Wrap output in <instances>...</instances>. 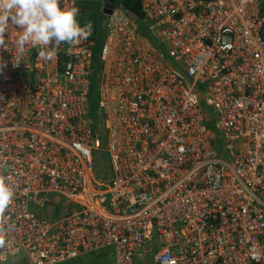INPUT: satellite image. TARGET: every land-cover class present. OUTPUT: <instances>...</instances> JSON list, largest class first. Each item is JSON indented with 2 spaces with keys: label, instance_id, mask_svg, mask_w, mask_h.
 <instances>
[{
  "label": "built area",
  "instance_id": "1",
  "mask_svg": "<svg viewBox=\"0 0 264 264\" xmlns=\"http://www.w3.org/2000/svg\"><path fill=\"white\" fill-rule=\"evenodd\" d=\"M138 1L158 48L123 8L102 13L97 126L92 29L51 58L5 32L0 176L15 197L0 264L107 249L114 264H264V0Z\"/></svg>",
  "mask_w": 264,
  "mask_h": 264
},
{
  "label": "clouds",
  "instance_id": "2",
  "mask_svg": "<svg viewBox=\"0 0 264 264\" xmlns=\"http://www.w3.org/2000/svg\"><path fill=\"white\" fill-rule=\"evenodd\" d=\"M79 9L61 7L60 0H0V46L7 47L5 32L18 26L15 40L17 51L23 53L26 45L39 47V56L51 58L61 44L74 46L91 35V22L81 25ZM15 192L0 176V213L12 203ZM4 241L0 240V245Z\"/></svg>",
  "mask_w": 264,
  "mask_h": 264
},
{
  "label": "trees",
  "instance_id": "3",
  "mask_svg": "<svg viewBox=\"0 0 264 264\" xmlns=\"http://www.w3.org/2000/svg\"><path fill=\"white\" fill-rule=\"evenodd\" d=\"M118 7L126 10L135 22L137 32L147 39L150 44L158 48L155 39L150 33V25L144 20V16L141 10V6L138 0H115ZM79 9L78 20L81 25L87 22H91L92 25V68L89 77V91L87 95L88 103V118L96 126V121H99V109H98V81L101 73V65L99 63V57L104 41V34L101 27V20L103 19L102 13L89 14L88 6L82 3H78ZM264 13V12H263ZM93 129L96 130L94 127ZM16 258L17 261H16ZM6 264H26L25 260L21 257H15Z\"/></svg>",
  "mask_w": 264,
  "mask_h": 264
},
{
  "label": "rangeland",
  "instance_id": "4",
  "mask_svg": "<svg viewBox=\"0 0 264 264\" xmlns=\"http://www.w3.org/2000/svg\"><path fill=\"white\" fill-rule=\"evenodd\" d=\"M80 3L88 6L89 14L102 13L103 0H81ZM101 24H103V19L101 20ZM199 101L201 109L203 110V114L206 117V122L209 125L215 120L214 114H212L210 109L206 106V97L204 95H200ZM87 120L90 119L87 118ZM213 130L214 132H217V128H213ZM93 156L94 178L97 182H103L104 174L106 172V156L102 152L93 153ZM114 257V251L112 249H107L80 256L79 258L69 261L65 264H114ZM17 259L18 258H16V261Z\"/></svg>",
  "mask_w": 264,
  "mask_h": 264
},
{
  "label": "water",
  "instance_id": "5",
  "mask_svg": "<svg viewBox=\"0 0 264 264\" xmlns=\"http://www.w3.org/2000/svg\"><path fill=\"white\" fill-rule=\"evenodd\" d=\"M103 15H110L116 4L115 0H103Z\"/></svg>",
  "mask_w": 264,
  "mask_h": 264
},
{
  "label": "crops",
  "instance_id": "6",
  "mask_svg": "<svg viewBox=\"0 0 264 264\" xmlns=\"http://www.w3.org/2000/svg\"><path fill=\"white\" fill-rule=\"evenodd\" d=\"M80 1H81V0H79L78 3H80ZM105 174H106V173H105ZM105 174H104V175H105Z\"/></svg>",
  "mask_w": 264,
  "mask_h": 264
}]
</instances>
